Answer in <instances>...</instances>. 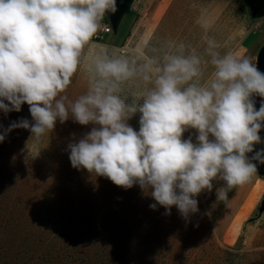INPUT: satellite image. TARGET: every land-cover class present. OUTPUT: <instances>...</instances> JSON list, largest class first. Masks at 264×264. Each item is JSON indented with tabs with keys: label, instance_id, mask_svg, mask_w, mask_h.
Listing matches in <instances>:
<instances>
[{
	"label": "clouds",
	"instance_id": "clouds-1",
	"mask_svg": "<svg viewBox=\"0 0 264 264\" xmlns=\"http://www.w3.org/2000/svg\"><path fill=\"white\" fill-rule=\"evenodd\" d=\"M117 0H0V111L20 112L26 103L32 120L13 121L40 139L69 119L90 131L68 144L73 168L86 169L115 185H139L171 215L200 212L198 197L215 188L227 202L234 187L248 182L264 164V72L247 57L221 51L207 34L197 51L184 42L135 55L85 50L102 29ZM88 64V88L75 101L63 93ZM211 75L205 78V69ZM139 78L147 92L124 95ZM139 114V130L129 121ZM195 130V137L184 133ZM0 134V142L5 135ZM222 182L216 187L217 182ZM210 215L211 213H207Z\"/></svg>",
	"mask_w": 264,
	"mask_h": 264
},
{
	"label": "rangeland",
	"instance_id": "rangeland-1",
	"mask_svg": "<svg viewBox=\"0 0 264 264\" xmlns=\"http://www.w3.org/2000/svg\"><path fill=\"white\" fill-rule=\"evenodd\" d=\"M105 17L86 47L89 59L150 52L168 42L203 52L202 23L221 51L256 65L264 47V8L252 0H133L116 20L108 24ZM252 30L260 33L245 47ZM120 31L122 47L102 43L120 42ZM211 71L207 66L205 78ZM88 82L85 63L63 95L75 101ZM150 87L137 77L124 85V95ZM21 118L32 120L26 103L20 112L0 111V134ZM129 123L138 131L139 114ZM91 127L69 119L40 139L23 128L6 132L0 142V264H264V173L257 170L234 187L227 202L215 204V188L202 192L200 212L188 219L175 206L166 215L164 207L150 208L156 202L138 184L125 189L72 167L68 144ZM195 134L186 131L184 138Z\"/></svg>",
	"mask_w": 264,
	"mask_h": 264
},
{
	"label": "water",
	"instance_id": "water-1",
	"mask_svg": "<svg viewBox=\"0 0 264 264\" xmlns=\"http://www.w3.org/2000/svg\"><path fill=\"white\" fill-rule=\"evenodd\" d=\"M254 4L257 6H262L264 8V0H252ZM133 3V0H117V11L115 13H109L107 16L110 21L116 20V18L119 17L120 14L124 12H128L131 9V5ZM257 67L261 72H264V47L261 49L259 56H258V63ZM255 100V107L259 109L260 104L262 101H264V98L259 96L253 97ZM261 136V139H264V129L261 130L259 133ZM260 150L259 144L254 145V151L252 153H248L247 155L251 158L255 155L257 151ZM253 163L256 164L257 170L261 173H264V164L260 163L259 161L253 160Z\"/></svg>",
	"mask_w": 264,
	"mask_h": 264
},
{
	"label": "trees",
	"instance_id": "trees-1",
	"mask_svg": "<svg viewBox=\"0 0 264 264\" xmlns=\"http://www.w3.org/2000/svg\"><path fill=\"white\" fill-rule=\"evenodd\" d=\"M105 22L108 24L110 23V20L108 17H105ZM122 33H123V31L122 32L120 31V33H118V34H120V36L117 33H115V35H114V36H117V37L119 36L122 38V40L120 42L113 43V41L112 42L111 41H102V43L109 44L112 46L122 47L124 45L125 40H126V35L124 36ZM255 37H257V36H255ZM244 46L246 47V42H244Z\"/></svg>",
	"mask_w": 264,
	"mask_h": 264
},
{
	"label": "crops",
	"instance_id": "crops-1",
	"mask_svg": "<svg viewBox=\"0 0 264 264\" xmlns=\"http://www.w3.org/2000/svg\"><path fill=\"white\" fill-rule=\"evenodd\" d=\"M264 20V19H263ZM263 20L259 22V25L263 23ZM260 33V31L258 30H252L247 36L246 38L244 39L243 43L244 42H247L248 39H250L251 37H255L257 36L258 34ZM262 34V33H261ZM260 34V35H261Z\"/></svg>",
	"mask_w": 264,
	"mask_h": 264
}]
</instances>
